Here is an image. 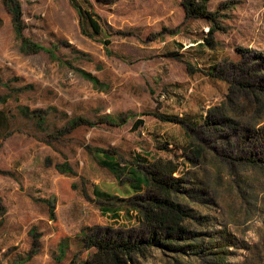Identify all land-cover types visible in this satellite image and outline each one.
<instances>
[{
	"label": "rangeland",
	"instance_id": "obj_1",
	"mask_svg": "<svg viewBox=\"0 0 264 264\" xmlns=\"http://www.w3.org/2000/svg\"><path fill=\"white\" fill-rule=\"evenodd\" d=\"M19 1L24 34L73 66L44 50L24 52L0 0V109L8 117L0 137V264H83L86 250L74 240L61 257L63 237L85 226H135L96 202V190L135 193L134 180L119 181L104 164L110 161L126 173L157 158L171 161L191 191L189 204L209 217L202 229L226 228L246 245L259 243L264 108L247 104L239 83L264 79V0H210L226 28L215 31L205 18L187 16L181 0ZM83 9L103 33H92ZM108 115L126 117L112 122ZM138 118L145 124L135 130ZM65 163L73 173L63 171ZM208 251L153 248L145 264H253L245 248L231 247L221 261Z\"/></svg>",
	"mask_w": 264,
	"mask_h": 264
},
{
	"label": "trees",
	"instance_id": "obj_2",
	"mask_svg": "<svg viewBox=\"0 0 264 264\" xmlns=\"http://www.w3.org/2000/svg\"><path fill=\"white\" fill-rule=\"evenodd\" d=\"M3 1L11 12L13 26L21 40V48L24 52L37 53L44 50L60 63L73 66L67 59H62L52 47H47L24 34L25 23L19 0ZM97 2L105 4L112 3L114 0H97ZM209 2L210 0H181L187 16L205 18L210 22L211 31L226 30L219 21L218 10H211ZM83 12L92 33L95 35L103 33L104 30L94 17L93 11L83 9ZM105 40L108 42L109 39ZM75 69L95 86L105 88V84L91 71L77 67ZM214 69L216 70V67ZM234 82L228 81L231 89L234 84L238 83V80L235 79ZM239 86V90L248 93L245 95L247 104H251L256 110L264 108V79L259 80V83H253V79L249 81L245 79L239 83ZM37 114L40 119H44L41 113ZM125 117L126 115L119 117L108 115V119L112 122H116L115 120L125 121ZM144 124L145 120L138 118L133 127L137 130ZM104 164L109 167L119 181L124 178L134 180L135 193L129 196H114L96 190L94 193L96 202L103 212H108L111 216H126L129 220L133 219L134 222L136 221L135 226L118 229L85 226L75 237L65 236L62 238L58 245L61 257L67 253L71 240H74L80 250H86V255L82 259L83 264H145V260L149 259L153 248H158L164 253L168 251L184 254L194 253L196 256H202L211 249L217 256V260L221 261L220 256L226 255L227 257L231 253L229 251L231 247L249 250L253 256V264H264V236L259 243L250 246L239 240L226 228L219 231L202 229L205 223H209V217L198 215L195 208L189 204L188 196L191 191L182 183L183 179L174 177L173 174L178 170V167L171 161L157 158L150 163L142 164L143 167L140 169L129 168L128 173L124 171V167L119 162L110 161L104 162ZM63 167V171L73 173L68 163L63 164ZM139 182L145 184L142 192L139 191ZM1 204L0 200V207ZM48 204L52 205L51 200L48 201ZM50 210V216L55 218L54 207H51ZM216 236H220L222 239L213 243L207 241V238L214 240ZM189 240L194 242H188ZM241 264L248 263L246 261Z\"/></svg>",
	"mask_w": 264,
	"mask_h": 264
},
{
	"label": "crops",
	"instance_id": "obj_3",
	"mask_svg": "<svg viewBox=\"0 0 264 264\" xmlns=\"http://www.w3.org/2000/svg\"><path fill=\"white\" fill-rule=\"evenodd\" d=\"M7 123H8V117L3 112V110L0 109V137L4 134V132L6 130Z\"/></svg>",
	"mask_w": 264,
	"mask_h": 264
}]
</instances>
